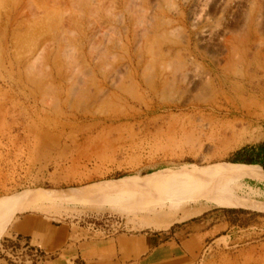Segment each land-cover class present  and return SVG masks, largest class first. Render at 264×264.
Masks as SVG:
<instances>
[{"label": "rangeland", "instance_id": "374dc122", "mask_svg": "<svg viewBox=\"0 0 264 264\" xmlns=\"http://www.w3.org/2000/svg\"><path fill=\"white\" fill-rule=\"evenodd\" d=\"M263 141L264 0H0V240L25 211L107 235L209 212L192 264H264V212L205 201H264L230 162Z\"/></svg>", "mask_w": 264, "mask_h": 264}, {"label": "crops", "instance_id": "0c3cea01", "mask_svg": "<svg viewBox=\"0 0 264 264\" xmlns=\"http://www.w3.org/2000/svg\"><path fill=\"white\" fill-rule=\"evenodd\" d=\"M216 222L206 212L171 232L107 235L96 223L25 211L2 235L0 264H192L203 244L227 227V222Z\"/></svg>", "mask_w": 264, "mask_h": 264}, {"label": "bare ground", "instance_id": "6f19581e", "mask_svg": "<svg viewBox=\"0 0 264 264\" xmlns=\"http://www.w3.org/2000/svg\"><path fill=\"white\" fill-rule=\"evenodd\" d=\"M256 181L259 185L264 186V179L257 177ZM262 196H263L262 193H255L253 191L247 192L245 194V197L244 198L242 197L240 199H232V198L227 197L224 194H221V195L216 194L213 199H208L205 201L208 203H213L220 208H243V209H247V210L264 212V201L261 200ZM167 225H168V223H167ZM147 226H150V224ZM165 227L166 226H159V225L156 226V225L152 224V226H150L148 228H151L152 230L153 229H155V230L161 229L162 230Z\"/></svg>", "mask_w": 264, "mask_h": 264}, {"label": "trees", "instance_id": "16d2710c", "mask_svg": "<svg viewBox=\"0 0 264 264\" xmlns=\"http://www.w3.org/2000/svg\"><path fill=\"white\" fill-rule=\"evenodd\" d=\"M230 162L233 164L257 165L264 171V141L239 149Z\"/></svg>", "mask_w": 264, "mask_h": 264}]
</instances>
